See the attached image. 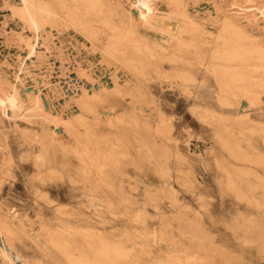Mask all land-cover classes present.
I'll return each mask as SVG.
<instances>
[{"label": "rangeland", "instance_id": "1", "mask_svg": "<svg viewBox=\"0 0 264 264\" xmlns=\"http://www.w3.org/2000/svg\"><path fill=\"white\" fill-rule=\"evenodd\" d=\"M107 1L116 13L123 15L130 8L129 1L134 0ZM256 1L183 0V3L188 15L211 32L217 31L226 16L235 19L254 39L264 42V12L259 13L253 6V3L261 6L264 1ZM20 4V0H0V95L4 93L1 90H7L6 84H13L21 103V111L13 119L0 114V222L9 221L21 227L22 233L15 240L17 252L29 262H48L34 244V237L42 227L58 230L69 226L79 231L97 227L90 208L79 204L84 201L79 183L66 179L63 183L57 181L47 186L39 180V175L49 169L39 170L35 164L38 147L34 142L29 141V144L28 140L25 143L20 132L37 133L39 141H55L48 157L52 165L49 167L65 178H76L80 165L71 151L76 143L63 129V123L46 119L33 110L35 89L40 88L53 117L78 116L82 88L91 93L92 88L97 90L100 84L112 87L108 78L111 71L116 69V79L124 85L125 94L115 98L114 114L120 120L112 130L113 135L118 143L131 147L142 166L141 169L130 166L126 169L123 186L133 188L125 189L122 194L126 206H121L119 210L120 223L115 227L118 238H132L134 233L150 231L157 238L168 239L164 250L186 247L187 253L194 255V261L199 264H264V203L257 205L246 201L263 197L262 189L244 187L239 192L227 190L220 186L224 177L214 170L215 164L249 167L264 177L258 157L235 160L228 156L216 142L211 126L199 118L196 105L183 96L176 83L155 78L147 70L142 74H132L120 64L107 66L100 61L98 48L104 42L103 33L98 34L100 40L97 46H92L84 33L66 18L62 9H57L56 21L43 22L35 31L14 11ZM152 8L156 20L162 19L172 27L178 22L168 0H153ZM148 37L159 39L153 33ZM29 41L35 45L32 52L28 48ZM76 63H80L88 74H80ZM163 71L172 73L168 65L164 66ZM135 90L142 93L150 111L158 109L170 121L166 156H153L151 153V149L153 153L156 152L151 135L154 120L150 117L153 113L148 116L147 113L138 112L137 124L129 119L132 104L126 97ZM241 108L249 113L252 111L243 102ZM97 109L101 111L106 106L99 105ZM82 114L91 122V115ZM253 120V123L260 121L257 116ZM91 126L92 135L87 143L89 146L97 143V148L101 150L103 139L110 135V131L102 123H91ZM133 135L135 138L139 136L138 141L134 140ZM200 167L205 174H202ZM159 170L164 171V176H160ZM6 171L10 176L3 174ZM195 176L201 177L203 184H197ZM3 177L7 179L2 181ZM192 183L199 188H187ZM146 185L154 192L153 199L146 197ZM169 187L176 190L180 207L184 205L182 209L170 205L165 192ZM159 194L164 198L161 199ZM179 209L191 211L188 212L190 215L194 211L193 218L200 230L209 234V240H205L201 248L197 247L194 239L202 234H197V237L182 234V230L188 231L189 228L185 216L177 218ZM59 210L63 211L61 215ZM135 215L140 217L132 221ZM128 218L130 221H127ZM127 231L128 237L124 234ZM73 237L79 238L78 233Z\"/></svg>", "mask_w": 264, "mask_h": 264}, {"label": "bare ground", "instance_id": "2", "mask_svg": "<svg viewBox=\"0 0 264 264\" xmlns=\"http://www.w3.org/2000/svg\"><path fill=\"white\" fill-rule=\"evenodd\" d=\"M20 2L14 11L35 31L39 30L43 22L56 21L57 9H62L66 18L84 33L85 39H88L92 46H97L100 40L98 34L103 33L104 42L98 48L100 61L107 66L120 64L132 74H142L147 70L155 78H165L171 84L176 83L183 96L191 99L196 105L199 118L211 126L216 142L228 156L235 160H248L249 156H256L264 169V42L254 39L235 19L224 16L217 31L211 32L204 24L188 15L183 0H168L173 7L174 18L178 20L173 27L162 19L156 20L152 8L153 0L129 1L130 8L123 15L116 13L107 0ZM253 6L259 13L264 12V4L257 6L253 3ZM150 33L159 39L149 38ZM28 48L32 52L35 45L29 41ZM165 65L170 67L172 73L163 71ZM76 66L80 74H88L81 68L80 63H76ZM109 75L112 87L100 84L97 90L92 88L91 93L82 88L78 116L53 117L40 88L35 89L32 97L33 110L46 119L63 123V129L67 130L76 143L71 151L80 165L76 178H65L63 174L49 167L52 165L48 157L53 151L55 141H39L37 133L18 131L25 143L28 140L29 144L34 142L38 147L35 164L39 170L49 169L39 175V180L47 186H52L57 181L63 183L66 179L79 183L82 191L80 186L78 189L84 194V201L79 204L90 208L97 227L79 231L69 226L58 230L45 226L34 237V244L42 253V258L52 264H199L194 261V255L187 253L186 247L179 246L172 251L164 250L168 239L157 238L154 232H138L134 233V236L131 235L135 238H129L127 231L124 234L128 238H118L115 227L120 223L119 210L121 206H126L122 194L125 189L133 188L123 186V179L127 176L126 169L129 166L141 169L142 166L131 147L118 143L117 137L113 135L112 130L119 125L120 120L114 114L115 98L124 96L125 89L116 79V69ZM89 82L92 83L90 80ZM6 85L7 90H1L4 93L0 95V114L13 119L21 111V103L15 86L9 83ZM126 98L132 104L129 116L132 123H138V112L147 113L148 116L153 113L150 117L154 120L151 135L153 148L157 153H153L152 149L151 153L153 156H166L170 121L158 109L150 111L139 90L128 94ZM242 102L252 113L241 108ZM99 105L106 106V109L99 111ZM82 113L91 115V122H88ZM254 116L259 118L258 123H253ZM22 119L25 120L24 116ZM91 123H102L110 131V135L103 139L101 150L97 148V143L92 146L87 143L92 135ZM132 137L135 141L139 139L138 135L136 138L134 135ZM200 169L202 174H205L204 169ZM214 170L224 177L220 186L223 185L227 190L239 192L244 187L261 188L263 197L246 201L257 205L264 203V177L256 171L249 167L220 164H215ZM159 171L160 176H164V171ZM3 174L10 176L7 171ZM4 178L6 177H3L2 181ZM200 178L195 176L199 185L203 184ZM187 188L194 190L199 186L192 183ZM146 189L149 190L148 185ZM147 190L146 197L153 199L154 192ZM165 192L171 206H181L173 187L167 188ZM160 196L161 199L164 198ZM184 211L179 209L176 213L177 218L185 216L187 219L189 229L182 230V234L187 233L194 237L202 234L194 239L198 243L197 247L201 248L204 241L209 240V234L200 230L193 218L194 211L191 215L188 214L189 211ZM62 213L63 211L59 210V214ZM139 217L135 215L131 220L137 221ZM127 221H130V218ZM21 233L20 226L9 221L0 222V264H47L48 262L43 260L29 262L17 252L15 240H18V234ZM75 233H78L79 238L73 237Z\"/></svg>", "mask_w": 264, "mask_h": 264}]
</instances>
